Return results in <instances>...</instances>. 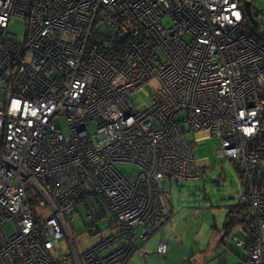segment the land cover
Listing matches in <instances>:
<instances>
[{
	"label": "built area",
	"instance_id": "obj_1",
	"mask_svg": "<svg viewBox=\"0 0 264 264\" xmlns=\"http://www.w3.org/2000/svg\"><path fill=\"white\" fill-rule=\"evenodd\" d=\"M262 12L258 0H0V264H128L172 217L171 182L204 174L186 133L205 130L245 182L240 264H264ZM91 198L87 217L110 219L78 253L68 222Z\"/></svg>",
	"mask_w": 264,
	"mask_h": 264
},
{
	"label": "rangeland",
	"instance_id": "obj_2",
	"mask_svg": "<svg viewBox=\"0 0 264 264\" xmlns=\"http://www.w3.org/2000/svg\"><path fill=\"white\" fill-rule=\"evenodd\" d=\"M258 4L263 9L261 17L264 15V0H258ZM259 10L255 20H258ZM162 22L166 27L172 26L168 16L163 17ZM24 34L25 21L13 17L9 25V37L22 42ZM188 37L189 35H186V38ZM151 92L152 86L146 84L131 95V100L137 107L149 105ZM60 123L63 134L68 135L64 117H60ZM186 138L195 147L198 164L206 169L205 173L200 178L186 182H171L169 195L173 209L169 224L160 235L155 234L145 242L138 241L136 254L130 258L128 264L241 263V258L237 254L242 255L245 252L236 247V239H231L224 222L231 207L238 204L240 196L246 190L239 166L237 167L230 159L218 155L219 139L211 136L209 131L187 132ZM120 169L125 173L132 171L128 167ZM88 205L89 209L84 204H79L74 220L68 222L69 233L78 253L106 231L110 219L108 212L106 217L98 222L88 218L89 213L92 212L95 218L100 212L94 198L88 200ZM32 209L34 210V206ZM243 210L246 213V209ZM97 228L99 233L94 234ZM8 230L11 231L10 227ZM214 231H217L219 237L212 238ZM160 237L165 239L168 247L164 255L156 253ZM61 243L63 249L53 250L55 255L68 252L67 239L61 240ZM209 245H213L215 251L209 249ZM105 252L103 251V254Z\"/></svg>",
	"mask_w": 264,
	"mask_h": 264
},
{
	"label": "crops",
	"instance_id": "obj_3",
	"mask_svg": "<svg viewBox=\"0 0 264 264\" xmlns=\"http://www.w3.org/2000/svg\"><path fill=\"white\" fill-rule=\"evenodd\" d=\"M173 209V208H172ZM236 213L238 214V209H236V208H232L231 207V209L229 210V212H228V214L226 215V218H225V223L227 224V222L229 223V219L230 218H233V217H236ZM228 215H230V216H228ZM172 218V217H171ZM171 218L169 219V221L162 227V228H160L155 234H161V231L164 229V227L167 225V224H169V222H170V220H171ZM228 219V220H227ZM231 222V221H230ZM232 225L229 227V229H227V232L228 233H230L231 234V239H240V238H242V236H243V234H244V231H245V227H244V225H243V223L241 222H234V221H232ZM230 224V223H229ZM240 225V226H238V225ZM228 228V227H227ZM154 234V235H155ZM153 236V235H152ZM162 236V235H161ZM215 237H219L218 236V233H217V231H214V235H213V237L212 238H215ZM151 238V237H150ZM162 237H160V239H161ZM158 240V242H157V245H158V243L160 242V241H164L165 243H166V241H165V239H161V240ZM147 240H149V239H147ZM147 240H145V241H147ZM144 241V242H145ZM166 245H167V243H166ZM209 249H211V250H213V251H215V247H213V245H209ZM167 250H168V247H167ZM167 250H166V253H167ZM239 250V249H238ZM136 252V251H135ZM134 252V254L133 255H135L136 253ZM245 252V251H244ZM165 253V254H166ZM238 253V252H237ZM237 256H239V258H241V262L242 261H244L245 259H246V257H247V253L245 252V254H242V255H239V254H237ZM133 258V257H132ZM191 261V260H190ZM190 261H188V262H190Z\"/></svg>",
	"mask_w": 264,
	"mask_h": 264
},
{
	"label": "trees",
	"instance_id": "obj_4",
	"mask_svg": "<svg viewBox=\"0 0 264 264\" xmlns=\"http://www.w3.org/2000/svg\"><path fill=\"white\" fill-rule=\"evenodd\" d=\"M235 165H236V164H235ZM236 166H237V165H236ZM237 167H238V166H237ZM239 171H240V170H239ZM232 208H233V207H232ZM240 208H241V211H242V215H243V216H242V218H239V219L236 218V219H237V222H240V223H241V222H242V223L248 222V224H250V222H249V220H248V216L244 215V210H243V208L245 209V207H241V206H240ZM246 214H247V213H246ZM229 223H230V224H229ZM229 223L227 222V224H226L227 227H228L227 229H229V227L233 224V223L230 222V221H229Z\"/></svg>",
	"mask_w": 264,
	"mask_h": 264
},
{
	"label": "water",
	"instance_id": "obj_5",
	"mask_svg": "<svg viewBox=\"0 0 264 264\" xmlns=\"http://www.w3.org/2000/svg\"><path fill=\"white\" fill-rule=\"evenodd\" d=\"M246 12H247V15L249 16V19H250V21H251V23L254 25V26H256V24H257V22H256V20H255V17H256V15H257V11H255L253 14L251 13V11L249 10V4L247 3L246 4ZM234 206H236V205H234ZM233 206V207H234Z\"/></svg>",
	"mask_w": 264,
	"mask_h": 264
},
{
	"label": "bare ground",
	"instance_id": "obj_6",
	"mask_svg": "<svg viewBox=\"0 0 264 264\" xmlns=\"http://www.w3.org/2000/svg\"><path fill=\"white\" fill-rule=\"evenodd\" d=\"M239 219L237 216L236 217H233V218H230L228 221H234V222H236L237 223V219ZM238 225V224H237ZM243 225H244V227H245V230L249 227V224H248V222H245V223H243ZM238 226H240V225H238Z\"/></svg>",
	"mask_w": 264,
	"mask_h": 264
},
{
	"label": "clouds",
	"instance_id": "obj_7",
	"mask_svg": "<svg viewBox=\"0 0 264 264\" xmlns=\"http://www.w3.org/2000/svg\"><path fill=\"white\" fill-rule=\"evenodd\" d=\"M206 170V169H205ZM205 173V172H204ZM242 175V174H241ZM243 178V177H242ZM171 200V199H170ZM239 207V208H238ZM233 208H236V209H238V214L236 213V216L238 217V218H242V216H239V213H241L242 211L240 210L241 208H240V205H239V203L236 205V206H234ZM246 209V208H245ZM244 215H246V213L244 212ZM228 216H230V215H228Z\"/></svg>",
	"mask_w": 264,
	"mask_h": 264
},
{
	"label": "flooded vegetation",
	"instance_id": "obj_8",
	"mask_svg": "<svg viewBox=\"0 0 264 264\" xmlns=\"http://www.w3.org/2000/svg\"><path fill=\"white\" fill-rule=\"evenodd\" d=\"M77 209H78V207H77Z\"/></svg>",
	"mask_w": 264,
	"mask_h": 264
}]
</instances>
